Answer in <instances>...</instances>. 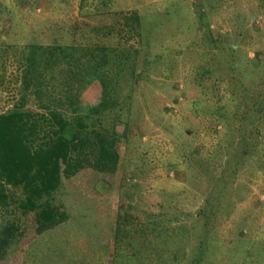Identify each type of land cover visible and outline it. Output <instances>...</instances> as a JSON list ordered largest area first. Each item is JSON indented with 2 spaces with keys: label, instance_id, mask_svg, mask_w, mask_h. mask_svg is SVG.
Segmentation results:
<instances>
[{
  "label": "rangeland",
  "instance_id": "rangeland-1",
  "mask_svg": "<svg viewBox=\"0 0 264 264\" xmlns=\"http://www.w3.org/2000/svg\"><path fill=\"white\" fill-rule=\"evenodd\" d=\"M31 44L113 49L82 106L121 162L65 180L67 218L43 233L0 212L18 228L0 264H264V0H0V113L39 110Z\"/></svg>",
  "mask_w": 264,
  "mask_h": 264
},
{
  "label": "trees",
  "instance_id": "trees-1",
  "mask_svg": "<svg viewBox=\"0 0 264 264\" xmlns=\"http://www.w3.org/2000/svg\"><path fill=\"white\" fill-rule=\"evenodd\" d=\"M198 14H202L201 9ZM112 53V48L103 46L31 44L26 48L20 62L24 90L31 93L39 110L28 108L27 96L23 95L13 108L0 113L3 217L13 214L9 208L15 207L23 214H32L37 233H43L67 218L62 206L54 203L65 180L85 169L98 174H114L118 170L120 134L108 128L90 127L82 106L88 84L97 81L107 89L105 78L115 70ZM108 104L104 96L100 108ZM119 123L125 129L129 124L124 118ZM17 190L22 195H16ZM2 222L0 262L6 260L18 236L14 222Z\"/></svg>",
  "mask_w": 264,
  "mask_h": 264
}]
</instances>
